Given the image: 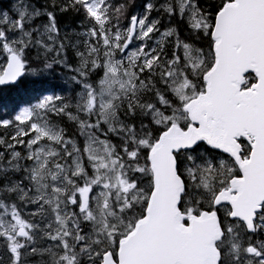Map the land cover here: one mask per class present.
Segmentation results:
<instances>
[{"label":"snow or ice","instance_id":"6c2138e0","mask_svg":"<svg viewBox=\"0 0 264 264\" xmlns=\"http://www.w3.org/2000/svg\"><path fill=\"white\" fill-rule=\"evenodd\" d=\"M0 264H264V0L0 6Z\"/></svg>","mask_w":264,"mask_h":264},{"label":"rangeland","instance_id":"374dc122","mask_svg":"<svg viewBox=\"0 0 264 264\" xmlns=\"http://www.w3.org/2000/svg\"><path fill=\"white\" fill-rule=\"evenodd\" d=\"M8 4V0H2V3H0V6L6 7Z\"/></svg>","mask_w":264,"mask_h":264}]
</instances>
